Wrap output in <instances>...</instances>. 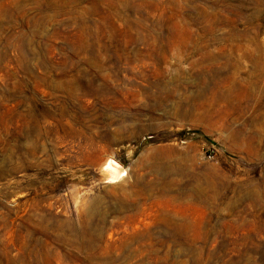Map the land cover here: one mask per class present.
<instances>
[{
    "label": "rangeland",
    "instance_id": "rangeland-1",
    "mask_svg": "<svg viewBox=\"0 0 264 264\" xmlns=\"http://www.w3.org/2000/svg\"><path fill=\"white\" fill-rule=\"evenodd\" d=\"M0 264H264V0H0Z\"/></svg>",
    "mask_w": 264,
    "mask_h": 264
},
{
    "label": "bare ground",
    "instance_id": "bare-ground-1",
    "mask_svg": "<svg viewBox=\"0 0 264 264\" xmlns=\"http://www.w3.org/2000/svg\"><path fill=\"white\" fill-rule=\"evenodd\" d=\"M105 169L108 171L109 176L112 178L111 183H117L121 181V178L124 176L122 173L124 169L120 168V164L113 159H108L105 162Z\"/></svg>",
    "mask_w": 264,
    "mask_h": 264
}]
</instances>
